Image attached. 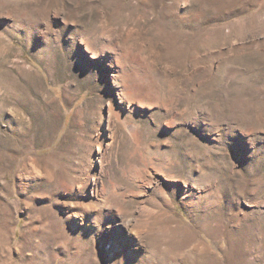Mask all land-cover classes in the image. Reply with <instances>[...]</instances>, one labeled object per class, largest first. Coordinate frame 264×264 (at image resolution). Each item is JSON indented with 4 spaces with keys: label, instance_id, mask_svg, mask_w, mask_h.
<instances>
[{
    "label": "rangeland",
    "instance_id": "374dc122",
    "mask_svg": "<svg viewBox=\"0 0 264 264\" xmlns=\"http://www.w3.org/2000/svg\"><path fill=\"white\" fill-rule=\"evenodd\" d=\"M0 264H264V0H0Z\"/></svg>",
    "mask_w": 264,
    "mask_h": 264
},
{
    "label": "bare ground",
    "instance_id": "6f19581e",
    "mask_svg": "<svg viewBox=\"0 0 264 264\" xmlns=\"http://www.w3.org/2000/svg\"><path fill=\"white\" fill-rule=\"evenodd\" d=\"M129 102V101H128ZM112 116V115H111ZM88 205V204H87Z\"/></svg>",
    "mask_w": 264,
    "mask_h": 264
}]
</instances>
